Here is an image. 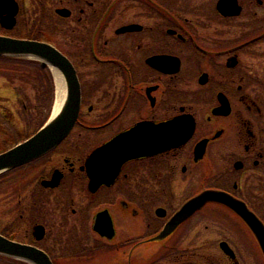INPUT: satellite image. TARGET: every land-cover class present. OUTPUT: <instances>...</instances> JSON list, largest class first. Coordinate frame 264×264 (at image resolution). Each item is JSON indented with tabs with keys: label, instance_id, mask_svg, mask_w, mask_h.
<instances>
[{
	"label": "flooded vegetation",
	"instance_id": "1",
	"mask_svg": "<svg viewBox=\"0 0 264 264\" xmlns=\"http://www.w3.org/2000/svg\"><path fill=\"white\" fill-rule=\"evenodd\" d=\"M218 3L0 0V35L58 49L80 91L65 136L0 172L1 236L52 264H264V0ZM40 121L0 128V152ZM128 134L151 148L94 155ZM202 193L239 209L181 212Z\"/></svg>",
	"mask_w": 264,
	"mask_h": 264
},
{
	"label": "water",
	"instance_id": "2",
	"mask_svg": "<svg viewBox=\"0 0 264 264\" xmlns=\"http://www.w3.org/2000/svg\"><path fill=\"white\" fill-rule=\"evenodd\" d=\"M223 0H219L218 7L222 10ZM0 55H28L40 60L41 67H48L49 64L56 66L61 72V77L64 83V103L59 114L54 118L47 119L43 126L33 135L15 146L0 152V172L3 170L19 165L33 157L41 154L58 143L65 134L69 131L77 118L80 91L75 69L69 59L58 49L52 45L31 39H21L6 35H0ZM130 132V131H129ZM128 133V132H127ZM116 137L115 139H117ZM110 141V144L103 146L94 152V155L105 156L114 149L123 145V160L145 152L149 148H144V144L132 143L130 134L121 139ZM209 198H221L218 195L202 193L194 199L187 202L181 212L190 211L192 205L201 204ZM230 205H233L237 210L236 202L228 197L221 198ZM184 217V216H183ZM252 229L259 235V223L250 221ZM260 243L264 251V238L260 239ZM224 250L229 251L230 248L221 243ZM8 253L9 255L20 256L33 264H52L49 257L39 249L24 246L16 242H12L0 235V253Z\"/></svg>",
	"mask_w": 264,
	"mask_h": 264
},
{
	"label": "rangeland",
	"instance_id": "3",
	"mask_svg": "<svg viewBox=\"0 0 264 264\" xmlns=\"http://www.w3.org/2000/svg\"><path fill=\"white\" fill-rule=\"evenodd\" d=\"M17 66V69L0 66V128L11 129L10 122L19 124V128L21 123L38 124L49 116L52 107L54 84L50 71L41 72L35 62L28 59ZM6 142L0 134V148ZM238 246L240 250H246L241 243ZM245 261L246 264H260L254 256L248 255Z\"/></svg>",
	"mask_w": 264,
	"mask_h": 264
},
{
	"label": "bare ground",
	"instance_id": "4",
	"mask_svg": "<svg viewBox=\"0 0 264 264\" xmlns=\"http://www.w3.org/2000/svg\"><path fill=\"white\" fill-rule=\"evenodd\" d=\"M49 67L53 72V76L55 80V96L52 105V110L50 113V119L52 120L59 114V112L63 107V103L65 101L64 99L65 92H64V83L61 77V72L54 65L49 64Z\"/></svg>",
	"mask_w": 264,
	"mask_h": 264
},
{
	"label": "trees",
	"instance_id": "5",
	"mask_svg": "<svg viewBox=\"0 0 264 264\" xmlns=\"http://www.w3.org/2000/svg\"><path fill=\"white\" fill-rule=\"evenodd\" d=\"M32 60L35 62V64L37 63L35 60L33 59H29V58H24V57H20V56H11V55H0V66L2 68H6L8 66L12 67L14 69H17V65L20 64L21 62L25 61V60ZM38 66V64H36ZM39 68V66H38ZM46 118L44 117L43 120H41L40 122L43 123V121Z\"/></svg>",
	"mask_w": 264,
	"mask_h": 264
}]
</instances>
